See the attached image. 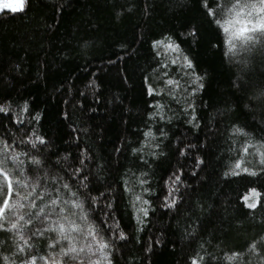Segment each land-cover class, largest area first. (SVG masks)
<instances>
[{
	"label": "trees",
	"instance_id": "16d2710c",
	"mask_svg": "<svg viewBox=\"0 0 264 264\" xmlns=\"http://www.w3.org/2000/svg\"><path fill=\"white\" fill-rule=\"evenodd\" d=\"M258 1L0 11V264H64L72 233L108 264H264V166L234 170L264 148V29L224 31Z\"/></svg>",
	"mask_w": 264,
	"mask_h": 264
},
{
	"label": "rangeland",
	"instance_id": "374dc122",
	"mask_svg": "<svg viewBox=\"0 0 264 264\" xmlns=\"http://www.w3.org/2000/svg\"><path fill=\"white\" fill-rule=\"evenodd\" d=\"M19 3L20 0H0V6L3 4H8L12 7H17ZM245 9V14H233L230 17V20H227L225 23V27L229 28V31L226 33L230 48L234 47V45L236 46L240 44L242 41L247 40L251 34L259 30V28H253V26L256 25L258 21L264 19V0H259L256 4L249 5ZM249 14L251 15L249 16ZM249 19H251L252 23L248 25V27L252 30L246 31L242 35H238L237 38L229 43L232 33L238 32L239 29L243 28L245 26V22ZM237 21H240V23H237ZM164 50L165 53L167 52L171 54L172 50L174 51L172 47H166ZM238 164L239 167H237ZM262 166H264V148L256 144H247L241 148L239 161L234 166V170L239 172L244 170H252ZM252 192L253 190H250L244 196V198L246 196L250 197L247 201L244 199L248 205L253 203L256 204L257 202V196H252ZM66 241H68L67 246L62 250V253L67 251L69 247H75L77 252L69 253L68 255H63L61 253L62 257H64V264H108L106 256L100 247L101 245L93 238L88 237L86 234L79 233L76 235L75 233H72ZM80 249H83V251H80Z\"/></svg>",
	"mask_w": 264,
	"mask_h": 264
},
{
	"label": "snow or ice",
	"instance_id": "6c2138e0",
	"mask_svg": "<svg viewBox=\"0 0 264 264\" xmlns=\"http://www.w3.org/2000/svg\"><path fill=\"white\" fill-rule=\"evenodd\" d=\"M25 3V0H20V3L17 7H12L11 5H8V4H3L2 6H0V11L4 10V9H10L11 11L15 12V11H19V10H22L23 9V5ZM251 14H249L250 16ZM217 23H219V21H217ZM237 23H240V21H237ZM252 22H251V19L247 20L245 22V26L241 29H239L238 32H233L230 39H229V43L232 42V40H234L235 38H237L238 35H242L244 32L246 31H250L252 29H249L248 25H250ZM253 28H259V29H264V19L260 20L257 22L256 25L253 26ZM224 31L225 32H228L229 31V28L228 27H225L224 28ZM169 47H172L171 45H169ZM190 66V65H189ZM169 83H172L171 81H169ZM237 167H239V164L237 165ZM0 175H2L3 179L0 180V194H3L4 191H5V188H4V183L6 182L7 183V196L3 199V203L2 205H0V218H3L5 216V210L6 209H10L11 207H13V205H11L9 203V200L12 196V188H13V185H12V181L11 179L9 178L8 176V173L7 171H5L4 169L0 168ZM178 179V177H177ZM252 196H257L258 193H256L254 190L251 194ZM250 197L249 196H246L244 199L247 201ZM53 203L55 204L56 201H53ZM249 207H255L256 205L253 203V204H249L248 205ZM20 219H23V217L21 216ZM3 225L0 224V227H2ZM17 225L16 224H13L12 225V228H16ZM61 230H63V228L61 227ZM103 247V246H102ZM80 251H83V249H80ZM74 252H77V249L75 247H69L67 249V251H64L62 254L63 255H68L69 253H74ZM32 264H35V262L33 261ZM195 264V262H194Z\"/></svg>",
	"mask_w": 264,
	"mask_h": 264
}]
</instances>
